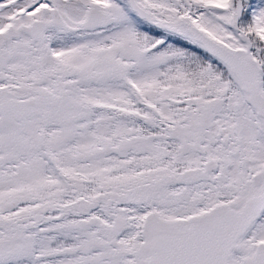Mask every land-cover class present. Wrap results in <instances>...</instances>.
Here are the masks:
<instances>
[{
	"label": "snow or ice",
	"instance_id": "snow-or-ice-1",
	"mask_svg": "<svg viewBox=\"0 0 264 264\" xmlns=\"http://www.w3.org/2000/svg\"><path fill=\"white\" fill-rule=\"evenodd\" d=\"M0 264H264V0H0Z\"/></svg>",
	"mask_w": 264,
	"mask_h": 264
}]
</instances>
